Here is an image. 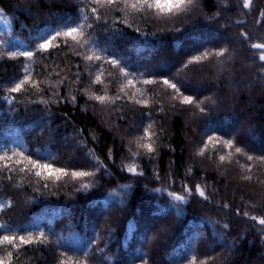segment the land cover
Here are the masks:
<instances>
[{
  "label": "trees",
  "instance_id": "1",
  "mask_svg": "<svg viewBox=\"0 0 264 264\" xmlns=\"http://www.w3.org/2000/svg\"><path fill=\"white\" fill-rule=\"evenodd\" d=\"M262 13L264 0H194L159 19L121 0H0V236L19 248L0 259L264 264ZM69 26L90 43L40 48ZM24 157L68 175L37 176Z\"/></svg>",
  "mask_w": 264,
  "mask_h": 264
},
{
  "label": "snow or ice",
  "instance_id": "2",
  "mask_svg": "<svg viewBox=\"0 0 264 264\" xmlns=\"http://www.w3.org/2000/svg\"><path fill=\"white\" fill-rule=\"evenodd\" d=\"M94 2L101 4L102 6L105 3L111 6L114 3H116V0H94ZM121 2L124 4L125 8H131L133 11H136V12H144L145 10L149 12H153L156 18L158 19L179 16L182 13H186L189 10V8L193 6L194 4V0H121ZM250 3H251V0H244V7L246 8L249 7ZM91 11L93 13H96L97 10L93 8L91 9ZM262 15H264V13H262ZM84 36H85V33L82 30V26H77V27L69 26L65 30L57 31L54 35L51 36L50 39H46L45 42L40 45V48L43 50H47L49 47L52 46V42L55 41L59 37H65L67 39H70L72 42L76 43L80 47H84V45H87L90 43L89 40L84 39ZM82 40H83V43H81ZM65 42H67V40ZM252 47L257 48V49H264V44H253ZM223 53H224V50H220L219 52L215 53V55H223ZM20 55H24V56L31 58L33 53L29 51V52L20 53ZM209 55H212V53L205 52V53H202L201 56L194 57V59L198 62L200 59L207 58ZM259 58L260 60L264 61V53H261ZM85 59L89 61L100 60L101 57L99 55L93 54V55H86ZM107 62L112 64L114 67L118 65V61L116 60H109ZM121 72H123V69H121ZM124 74L127 75L126 73ZM27 82H28L27 79L20 81L19 83L15 85V87L10 89V91H13V92L21 91L24 84ZM95 82L101 83V76L99 75L96 76ZM145 83H151V81H145ZM163 83L165 85H168L170 88L176 90L177 92H179V89L177 88L176 84L169 83L168 80H164ZM128 84L132 85V81L129 80ZM93 98L101 103L105 102L106 100L105 96H94ZM181 102L185 104H191L193 103V99L190 96H184ZM148 135L149 134L146 131L144 133V136L148 137ZM223 143L225 147H228V148L233 147V143L231 140L224 141ZM140 146L146 148L149 152L153 151L151 144H144ZM235 152L241 153L242 149L237 147L235 148ZM8 159H11V157H9ZM24 159H27L32 169H38V171H36L35 173L37 176H41L42 174L46 173L48 177H54L56 180H59L61 176L68 175V173L64 169L54 168L49 163L42 164L39 162V160H32L30 157H24ZM225 159H226L225 156L223 155L220 156L221 162L225 161ZM247 159L250 161L253 159V157L249 155L247 156ZM261 159H264V158H261ZM16 163L20 164L22 163V161L17 160ZM5 166L7 167V165ZM21 170L23 171L24 169H21ZM129 170L134 171V169L132 168H130ZM71 175L73 178H81V177H87V176L93 175V173L88 172V171H73ZM245 178L250 179V177H245ZM84 187H87V185H84ZM197 191L199 192L201 196L204 195V192L200 190L199 186H197ZM176 199L182 200L183 197L176 196ZM245 215H247V213H245ZM253 219H256V217H253ZM258 223L261 225H264V218L259 219ZM0 227H3V226L0 225ZM16 240H17V237L15 235H3V236H0V245H5V244L11 245L16 249V251H19V248L15 244ZM19 242L21 245H24V244H30L33 241H32L31 236H29L28 238H25V236H19ZM11 258H12V253L8 252L7 253V264H11ZM0 264H6V259H0ZM61 264H64V262L61 261Z\"/></svg>",
  "mask_w": 264,
  "mask_h": 264
},
{
  "label": "rangeland",
  "instance_id": "3",
  "mask_svg": "<svg viewBox=\"0 0 264 264\" xmlns=\"http://www.w3.org/2000/svg\"><path fill=\"white\" fill-rule=\"evenodd\" d=\"M236 56H238V53H236Z\"/></svg>",
  "mask_w": 264,
  "mask_h": 264
}]
</instances>
